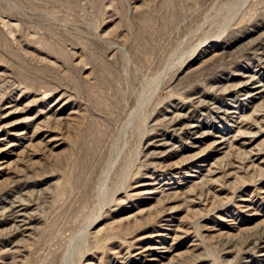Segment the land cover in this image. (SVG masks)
<instances>
[{
  "label": "rangeland",
  "instance_id": "obj_1",
  "mask_svg": "<svg viewBox=\"0 0 264 264\" xmlns=\"http://www.w3.org/2000/svg\"><path fill=\"white\" fill-rule=\"evenodd\" d=\"M0 264H264V0H0Z\"/></svg>",
  "mask_w": 264,
  "mask_h": 264
},
{
  "label": "bare ground",
  "instance_id": "obj_2",
  "mask_svg": "<svg viewBox=\"0 0 264 264\" xmlns=\"http://www.w3.org/2000/svg\"><path fill=\"white\" fill-rule=\"evenodd\" d=\"M20 212V211H19ZM22 212V211H21ZM15 217V216H14ZM19 217V216H18ZM19 218H21V217H19ZM15 220V219H14ZM16 220H18V219H16ZM27 220V219H26ZM22 222V221H21ZM26 224V223H25ZM29 224V223H28ZM19 225V224H18ZM262 240V239H261ZM259 241V240H258Z\"/></svg>",
  "mask_w": 264,
  "mask_h": 264
}]
</instances>
